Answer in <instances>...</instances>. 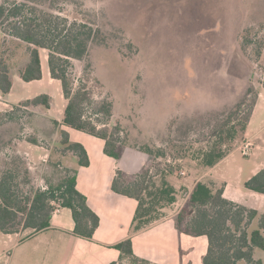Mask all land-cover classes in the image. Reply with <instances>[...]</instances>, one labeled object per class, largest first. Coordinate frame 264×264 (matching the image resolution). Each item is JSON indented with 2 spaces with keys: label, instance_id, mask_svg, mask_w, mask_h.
<instances>
[{
  "label": "rangeland",
  "instance_id": "1",
  "mask_svg": "<svg viewBox=\"0 0 264 264\" xmlns=\"http://www.w3.org/2000/svg\"><path fill=\"white\" fill-rule=\"evenodd\" d=\"M5 1L26 2L100 30L88 55L82 60L72 59L74 87L83 82L92 92L94 103L87 106L88 116L105 121L104 105L112 103L110 124L122 127L120 140L132 149L152 150L150 154L144 152L143 169H150L149 188L144 194L147 206L164 177L169 183L185 178L212 182V178L202 177L207 168L200 167V157L218 143L220 146L219 123L245 100L243 115L262 87L264 0H0V5ZM0 45L10 68L19 69L26 63V44L4 34L2 28ZM41 54L45 58L48 51ZM33 109L21 106L14 118H0V148L26 158V165H20L25 175L29 171L31 182L38 188L46 187L49 181L58 182L65 168V145L61 134L56 136L58 128L38 120ZM258 126H264V105L252 130L256 132ZM32 138L52 148L48 160L34 159L27 153L28 139ZM245 141L252 142L245 135L222 142L221 147L232 153L214 175L244 186L249 172L264 162V151L255 144L252 156L242 154ZM3 156L0 153V158ZM2 167L0 162V171ZM241 168L245 173L240 174ZM216 183V188L221 185ZM184 196L180 189L177 200L181 203ZM174 207L166 202L156 205L155 218ZM260 208L264 211L263 205ZM27 231H20L17 239L25 238ZM15 242L0 233V264H7ZM183 242L186 259L201 263L205 240L185 236ZM254 258L264 264L263 251L255 249ZM23 262L32 264V259ZM119 264L148 262L132 263L128 258Z\"/></svg>",
  "mask_w": 264,
  "mask_h": 264
},
{
  "label": "trees",
  "instance_id": "2",
  "mask_svg": "<svg viewBox=\"0 0 264 264\" xmlns=\"http://www.w3.org/2000/svg\"><path fill=\"white\" fill-rule=\"evenodd\" d=\"M0 26L4 34L27 46L28 61L19 68V74L25 81L42 78L41 51H48L50 73L53 78L61 81L64 96L68 100L63 125L104 139L105 152L119 160L123 155L125 143L119 137L122 127L118 123L110 124L112 103L107 102L104 105L105 121L88 116L87 106L94 103L92 92L83 82L75 88L71 75L72 59L82 60L88 55L91 43L97 41L100 30L87 22L70 20L67 16L58 13L38 10L36 6L26 2L9 4L7 1L0 5ZM10 72L2 45L0 90L3 94H8L12 88ZM261 84L264 87V79ZM258 97L259 90L243 115L240 114L245 100L240 101L227 118L219 123L220 146H217L218 143L202 154L200 167L212 168L232 153L228 149L224 150L221 144L233 142L239 136L246 134ZM38 105L49 108L51 97L41 94L25 100L12 110L1 113L0 118H14L21 106L29 108ZM52 124L59 127L57 121ZM60 134L61 143L65 145L62 149L63 154L73 153L77 156L79 165H88L89 156L84 146L81 143L71 142L65 130L61 129ZM28 142L35 145L40 143L33 138L28 139ZM138 150L152 153L150 147H138ZM15 152L11 153L0 148V153L4 154L0 158L3 164L0 171V233L18 234L22 230H30L27 236L30 237L45 230L51 226L53 212L59 204L71 210L75 221L74 234L92 239L100 218L90 207L87 197L77 188V170L63 163L65 168L59 173L61 176L58 177L56 184L49 181L46 187L37 188L30 180L29 171L26 170L25 175L23 166L20 165H26V158ZM162 154L165 155L164 151ZM149 172L150 169L145 168L129 175L118 170L112 186L116 193L138 200L139 206L133 225L135 231L156 219L154 215L157 210L154 208L156 205L163 202L172 204L176 201L175 188L164 177L158 191L151 193L153 200L147 206L144 194L149 188L147 181ZM215 184L217 183L214 181L210 183L199 181L196 184L185 206L176 217L178 230L192 237L207 239L208 248L202 264H263L262 259L254 258V250L259 249L264 252V212L226 198L224 185L221 184L216 188ZM245 187L264 194V167L247 180ZM115 247L121 251L122 259L129 258L132 263L144 262L136 257L132 238L116 244Z\"/></svg>",
  "mask_w": 264,
  "mask_h": 264
},
{
  "label": "crops",
  "instance_id": "3",
  "mask_svg": "<svg viewBox=\"0 0 264 264\" xmlns=\"http://www.w3.org/2000/svg\"><path fill=\"white\" fill-rule=\"evenodd\" d=\"M1 52L2 45H0V54ZM41 57V79L25 81L21 78L19 69L10 68L12 88L8 94H3L0 90V114L41 94L51 97L49 108L42 105L32 106L33 111L36 112L38 120L50 124L58 122L56 136L60 135L61 129L65 130L69 134L71 142L81 143L86 149L89 156L88 165H79L77 156L70 152L63 154L62 161L66 166L77 170V188L87 197L90 207L97 213L100 222L92 239L79 237L74 234L75 221L71 210L57 204L49 228L30 237H27L30 234L28 230L29 233L22 240L17 239L19 233L4 234L8 239L16 241L14 247L18 249V251L14 249L6 263L25 264L24 260L32 259V264H110L113 262L119 264L128 258L122 259V253L115 245L132 238L136 257L148 264H196L192 259H186L183 242L185 236L204 239L206 252L208 241L204 237H192L180 233L176 226V217L185 206L196 184L202 180L197 179L191 182L185 178L182 181H170V184L175 188L176 195V201L172 205L176 207L170 213L135 231L133 225L139 206L138 200L116 193L112 186L118 170L129 175L140 172L146 165L145 153L138 148L132 149L125 145L122 157L117 160L105 152L106 141L104 139L63 125L68 100L64 96L61 81L53 78L50 73L48 55L43 58L41 54ZM27 61L28 59L26 63ZM263 98L264 87H261L245 136L255 144L258 150L264 151V126H258L260 128L256 132L252 130L257 112L264 105ZM40 134L44 135L43 132ZM260 140L263 142H259ZM29 149V151L27 149V153L34 159L36 157L39 160H48L52 155V148L42 144H30ZM223 160L204 171L202 177H209L212 178L211 181L221 182L224 185L226 198L264 212L260 208L261 205L264 206V194L244 187L247 180L264 167V162L249 172V176L247 179L245 178L244 186H242L241 184L235 185L230 180L213 174ZM243 173H245V169L241 168L240 174ZM180 189L185 191L181 203L177 200V192ZM1 256L2 253H0ZM200 262L199 264H202V258Z\"/></svg>",
  "mask_w": 264,
  "mask_h": 264
},
{
  "label": "built area",
  "instance_id": "4",
  "mask_svg": "<svg viewBox=\"0 0 264 264\" xmlns=\"http://www.w3.org/2000/svg\"><path fill=\"white\" fill-rule=\"evenodd\" d=\"M254 145L253 142L245 141L241 146V152L244 156H251L253 154ZM180 174L184 175L185 172L183 170L180 171Z\"/></svg>",
  "mask_w": 264,
  "mask_h": 264
}]
</instances>
